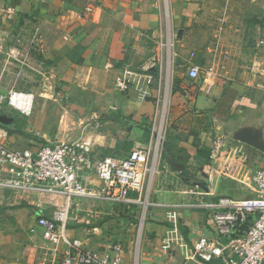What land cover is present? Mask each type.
Masks as SVG:
<instances>
[{"label":"crops","instance_id":"1","mask_svg":"<svg viewBox=\"0 0 264 264\" xmlns=\"http://www.w3.org/2000/svg\"><path fill=\"white\" fill-rule=\"evenodd\" d=\"M262 2L0 0V84L35 92L29 115L0 113V144L17 150L82 139L98 155H119L147 144L154 116L162 109L173 137L156 176L162 198L173 204L193 185L206 193V199L231 194L229 186L243 174L237 159L224 152H242L252 145L241 137L264 147V11L251 9ZM85 7H92V12L70 26L66 38H56L43 55H34L41 77L4 65L3 53L13 45L17 28L30 31L32 19ZM141 66L139 84L126 92L115 90L122 68ZM192 66L199 67L194 79L188 77ZM218 135L226 144L210 166L212 139ZM226 164L229 172L224 175ZM13 169L0 158V249L7 247L14 251L12 258L22 259L48 245L36 220L61 207L65 197L3 187L1 182ZM168 169H177V184L166 186L171 181ZM136 206L78 200L66 238L94 254L98 264H106L111 244L102 232L114 220L125 221ZM107 211L125 213L104 221ZM155 220L148 224L150 229L160 222ZM162 222L164 236L141 264H201L189 256L187 246L200 233L211 236L203 213L179 208L176 229L167 219ZM167 236L174 239L164 250ZM67 247H58L59 264Z\"/></svg>","mask_w":264,"mask_h":264},{"label":"built area","instance_id":"2","mask_svg":"<svg viewBox=\"0 0 264 264\" xmlns=\"http://www.w3.org/2000/svg\"><path fill=\"white\" fill-rule=\"evenodd\" d=\"M91 12L92 7H85L68 14L47 13L41 19L31 20L30 31L26 27L17 28L12 38L13 45L5 48L3 53L4 65L41 77L42 71L33 61L34 55H43L56 38H66L69 27ZM143 70L142 66L139 70L122 68L113 83L115 90L126 92L139 84ZM211 70V67L208 68V71ZM198 75L199 67L192 66L188 77L194 79ZM149 78L152 81L153 78ZM2 87L0 84V113L6 111L5 108L23 115L31 113L35 97L33 90L9 86L4 93ZM162 113L161 109L154 116L147 144L119 155H98L93 145L82 139L17 150L0 144V158L14 168L10 177L1 182L3 187L64 195L65 202L61 207L48 216H38L36 220L37 225L43 228L42 238L48 243L53 258L57 257L60 245L68 246L63 251L61 264H98L94 254L80 249L66 238V229L76 213L78 200H100L120 205L140 202L144 187L149 182L151 185L153 176L159 170L164 156V137L169 136V126ZM225 144L224 136H215L210 155L214 157L221 153ZM168 175L166 173L171 181L166 182V186L175 184L178 177ZM252 184V196H218L211 199H206V193L192 184L185 189L180 201L170 205L159 204L168 209L165 217L174 229L177 228V209H194L203 213L205 227L210 228L211 236L200 233L191 240L187 246L189 256L201 264H210L214 260H220L222 264H264V166L254 171ZM132 193L135 198L131 197ZM172 239V236L163 239L162 249L169 250ZM120 249L119 244L109 245L111 264L121 262Z\"/></svg>","mask_w":264,"mask_h":264},{"label":"rangeland","instance_id":"3","mask_svg":"<svg viewBox=\"0 0 264 264\" xmlns=\"http://www.w3.org/2000/svg\"><path fill=\"white\" fill-rule=\"evenodd\" d=\"M261 2L262 3L252 5L251 9L264 11V0H261ZM262 16L264 17V14ZM7 87V85L2 87L4 93H6ZM58 102L60 103L61 101ZM5 109L7 112H14L12 109ZM1 113L3 114L4 112ZM156 128L158 129L159 126L157 125ZM172 138L173 137L167 135L166 137H164V149L162 150V154H164L165 152L169 153V151L167 150V142ZM153 141L156 142V139H154ZM229 151L230 150H228L227 152ZM227 152H224L225 155H229L231 158L235 157L237 159L236 167L243 174V178L242 180L235 181L234 185L229 184L231 194L226 196L234 198H244L252 196V175L256 169L264 166V150L252 144L249 145V148L243 147L242 152L235 151L234 153H231L230 151L229 154ZM218 156H221V153L212 157L214 159L211 161L212 163L210 166H213V162H215V158ZM228 166V164L223 166L224 168H222L221 170L222 174H228L229 169L226 168ZM185 171H187V169H185ZM231 171L233 170L231 169ZM176 172L177 169L175 171L172 169H168L167 171V173H169L170 175H172L173 173L176 174ZM233 175H236V173H233ZM154 176L153 186L150 185L149 182V184L144 187L139 197L140 202L137 203L136 207H133V212H131L129 215H125L127 219L123 222L114 220L112 223L108 224L102 232L104 233L105 237L108 238L107 240L109 241V244L120 245L121 262L119 264H141L142 259L148 255L150 249L154 246L157 247L160 244L162 237L164 236L162 221L166 219V217L164 216L165 209L162 206H159V204L167 203L168 200H166V198H162L164 194L162 193V189L160 186V189L157 191V173ZM159 191L160 193L158 194ZM131 197L135 198L136 195L132 194ZM124 213V211H115L114 213L112 211H107L103 214L102 220L106 221L108 219L112 220L113 218H119L117 216L122 217L124 216ZM155 219H159L160 222H155V225H153V227L150 229L148 227V224L156 221ZM48 248L49 245H46L42 248V251H38V253L35 255L17 259L12 258L11 256V253L14 252L13 250L4 247L0 249V264H59L57 258H53L50 255ZM175 251L176 250H174V252ZM106 254V264H111V253L108 251L106 252Z\"/></svg>","mask_w":264,"mask_h":264},{"label":"water","instance_id":"4","mask_svg":"<svg viewBox=\"0 0 264 264\" xmlns=\"http://www.w3.org/2000/svg\"><path fill=\"white\" fill-rule=\"evenodd\" d=\"M241 139H244L245 141H247V142H249V143H251V144H253V145L257 146V147H259L261 149H264L262 144L258 143L257 141H255L253 139H250V138H247V137H241Z\"/></svg>","mask_w":264,"mask_h":264},{"label":"trees","instance_id":"5","mask_svg":"<svg viewBox=\"0 0 264 264\" xmlns=\"http://www.w3.org/2000/svg\"><path fill=\"white\" fill-rule=\"evenodd\" d=\"M167 148H168L167 150L170 152L171 151V148H169V147H167ZM112 155H116V154H112ZM39 216H43V215H39ZM210 264H222V263L220 262V260H214V261L210 262Z\"/></svg>","mask_w":264,"mask_h":264}]
</instances>
